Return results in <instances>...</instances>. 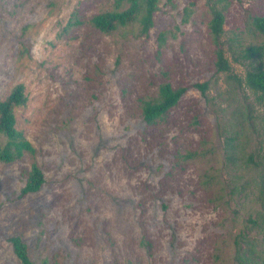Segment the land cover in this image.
Wrapping results in <instances>:
<instances>
[{"label":"rangeland","instance_id":"obj_1","mask_svg":"<svg viewBox=\"0 0 264 264\" xmlns=\"http://www.w3.org/2000/svg\"><path fill=\"white\" fill-rule=\"evenodd\" d=\"M113 2L0 0V100L24 85L16 128L34 149L0 163V264H20L10 237L36 264H237L238 248L263 263L264 107L243 83L251 62L233 57L262 44L250 19L264 17V0L223 1L217 43L208 0H159L146 35L94 29ZM218 48L228 73L215 68ZM164 81L187 90L146 125L140 102ZM234 134L256 163L238 173L224 168ZM32 164L45 182L20 197Z\"/></svg>","mask_w":264,"mask_h":264},{"label":"trees","instance_id":"obj_2","mask_svg":"<svg viewBox=\"0 0 264 264\" xmlns=\"http://www.w3.org/2000/svg\"><path fill=\"white\" fill-rule=\"evenodd\" d=\"M210 19L208 21L209 33L215 43L223 34V25L225 23L226 6L222 4L226 0H208ZM240 1V0H239ZM171 2V0H170ZM159 0H114L112 9L101 12L90 19L91 26L101 33L109 34L119 29L127 30L134 25L138 27L139 34L146 35L153 26V18L158 10ZM191 7H186L184 19L191 14ZM77 23V21H75ZM250 25L254 34L263 39L261 45L239 48V54L233 57L238 63L251 62L250 69L245 72L243 83L255 95L257 104L264 107V17L254 16L250 19ZM160 46L165 41V33L158 36ZM239 43V41H238ZM20 53H23L21 49ZM216 61L215 68L217 72H230V64L224 58L223 50L218 48L215 51ZM239 81V80H238ZM240 82V81H239ZM201 94H204L207 83L196 84ZM186 88H173L167 81L162 82L157 87L156 95L152 98L140 102L141 120L146 125H153L162 120L166 114L177 105L179 100L186 92ZM27 95L23 84L15 85L9 94L0 100V163L12 164L20 160L25 153L33 154L34 149L23 134L16 128L15 110L25 106ZM246 114V113H245ZM240 113L243 121L251 119L249 115ZM264 119V113L261 119ZM262 119V120H263ZM244 147L239 141L238 134L229 135L224 141V168L227 171L237 172L247 170L248 164L256 165L252 160V154L244 158ZM189 158L190 155H187ZM185 158V157H184ZM258 167V164H257ZM238 173V172H237ZM257 180L256 188L259 199L260 210L257 212L261 220V226H264V169H261ZM45 182L40 168L32 164L27 173L26 181L20 190V197L27 194L38 192ZM12 246L13 253L20 264H36L28 254L27 246L19 237H10L8 239ZM247 248L237 249L235 260L237 264H249L252 259ZM43 264H47L44 260ZM261 264H264L261 263Z\"/></svg>","mask_w":264,"mask_h":264}]
</instances>
